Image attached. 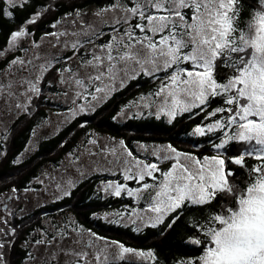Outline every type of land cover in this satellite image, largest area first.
Here are the masks:
<instances>
[{
	"label": "snow or ice",
	"instance_id": "6c2138e0",
	"mask_svg": "<svg viewBox=\"0 0 264 264\" xmlns=\"http://www.w3.org/2000/svg\"><path fill=\"white\" fill-rule=\"evenodd\" d=\"M29 7L33 0H2L0 16L15 20L16 9ZM36 7L0 49V58L20 53L0 67V117L29 115L53 71L47 83L58 85L71 104L66 119L96 110L148 77L159 81L156 89L124 105L114 119L151 116L173 124L185 114L206 113L192 135L211 146L210 155L171 143H138L134 152L123 139L88 136L68 154L59 177L44 174L55 198L72 196L88 172L120 175L126 182L106 181L98 191L143 204L125 206L116 213L121 221L163 235L184 218L195 230L187 242L201 255L177 264H264V0H104L62 14L39 37L32 26L54 5ZM19 191L0 192V264H14L5 249L18 237L10 220L24 209L9 202L20 200ZM37 236L26 241L33 249L28 264H159L155 250L109 240L74 220Z\"/></svg>",
	"mask_w": 264,
	"mask_h": 264
},
{
	"label": "trees",
	"instance_id": "16d2710c",
	"mask_svg": "<svg viewBox=\"0 0 264 264\" xmlns=\"http://www.w3.org/2000/svg\"><path fill=\"white\" fill-rule=\"evenodd\" d=\"M49 2L53 3L54 10L42 23L32 26L36 30L37 37L43 31L49 30V23L62 14L71 11L73 8L97 7L104 0H33V7L23 11L16 9L15 20L0 16V49H3L7 44L8 34L22 24L32 12L36 11V6ZM249 6L251 7V4ZM244 15L247 16L248 12H245ZM6 62L7 60L0 61V67L4 66ZM156 84V81L148 77L130 82L126 88L108 100L107 103L91 114L81 115L73 119L55 136L44 140L31 156L19 161V156L25 150L37 120L45 116V112L53 106L52 102L44 101L43 96L39 100H35L34 105L38 108L36 113L19 116L11 125L7 140L0 143V150L6 153L5 156L0 157V192L4 193L13 186L19 190L28 187L45 165L59 164L88 130L121 138L134 152H136L135 144L137 143H171L185 152L210 155L211 146L207 142V138L192 135L193 128L204 120L206 113L191 116L185 114L173 124H169L164 119L157 120L153 117L129 118L124 122L114 119L120 107L134 99L139 93L154 89ZM45 103L48 107L40 110V106ZM85 121L87 123L81 127ZM235 151L236 148L233 146V153ZM248 163L251 165L255 161L249 159ZM230 167H234L237 176L244 174L243 169L231 165ZM118 177L104 174L93 175L80 182L72 190V196L41 206L25 218L15 219L12 226L17 228L18 237L14 240L12 249L7 251L8 258L13 260L14 264H25L28 251L20 244L27 241L36 227L42 228L41 221L43 218L56 215V213L72 215L84 228L91 229L109 240L122 242L126 246L138 250H155L159 264H177V261L182 259L201 255L200 248L187 242L195 230L189 226L188 220L184 218L173 228L166 230L163 235L160 234L159 228L146 227L142 231H135L130 227L108 223L99 218L98 214L105 210L135 206V203L128 197H105L98 191V185L104 181V178L117 179ZM120 180L123 181L121 178Z\"/></svg>",
	"mask_w": 264,
	"mask_h": 264
},
{
	"label": "rangeland",
	"instance_id": "374dc122",
	"mask_svg": "<svg viewBox=\"0 0 264 264\" xmlns=\"http://www.w3.org/2000/svg\"><path fill=\"white\" fill-rule=\"evenodd\" d=\"M92 8L95 7H90V8H86L85 10H90ZM42 35V34H41ZM105 39H107V37H105ZM70 54V53H69ZM13 55H20L19 52H15V53H9L7 56L0 58V61H5V60H11ZM7 63V62H6ZM55 73L53 71V73H50L48 76L45 77V83H43L41 85L42 90H43V100L48 102H52L53 106L50 107L51 109H48L45 112V116L41 117V119L37 120V123L34 127V129L36 130V134L33 135V131L31 133V137L26 145L25 150L20 154L19 156V161H23L26 158H28L29 156H31L40 146V144L46 140L49 139L53 136H55L59 131H61L66 125H68L73 119H66V117L69 115L67 112V109L69 107H71V104L67 103L65 101V99L63 98L62 92L60 90V88L58 87V85H56L55 83H52L51 85H49L47 83L48 80H52L54 77ZM156 87L159 84V81H156ZM156 87L154 89H156ZM154 89L148 91V92H141L139 93L134 99L130 100H136L138 99L142 94H146V93H150L152 92ZM129 101V102H130ZM128 102V103H129ZM35 103V101L33 102ZM126 103V104H128ZM124 104V105H126ZM123 105V106H124ZM122 106V107H123ZM46 107H48L47 103L42 104L40 106V110L45 109ZM120 107V109L122 108ZM0 109H2V105H0ZM38 108H36L34 106V108L31 110V113H36V110ZM119 109V110H120ZM93 112V111H92ZM87 113V114H91ZM23 115V114H21ZM19 115V116H21ZM19 116H4V117H0V119H3L5 121V124L0 125V133H3L6 137L9 133V129L11 127V125L13 124V122L19 117ZM117 116V114H116ZM131 116V112L129 113V117ZM144 118H151V116H145ZM118 121L120 122H124L129 118H116ZM166 121V120H165ZM33 129V130H34ZM88 136H95L98 137L102 140H104L105 142H108L111 138H115V137H111L108 134H103L94 130H88L84 136H81L79 138V140L76 143V146L69 152H74L76 151L78 148L82 147V142L85 141ZM121 138H116V140H120ZM0 143H3V141H0ZM140 144H146V143H140ZM159 144V143H156ZM167 144V143H164ZM138 143L135 144V150L136 152H139V148H138ZM148 145H153V144H148ZM67 153L63 160L55 165V164H47L45 165L39 172L38 176L33 179L31 181V183L28 185V187L26 188H31V189H35L36 191H29V192H24V189H21L17 195L20 197L19 201H13V202H9L12 203L14 205H16L18 208H23L24 211L23 213H20L17 211L16 217L12 218L10 220V224L12 226V223L15 219H21V218H25L28 214L32 213L35 209L44 206L46 204L52 203L54 201H57V199L55 198L54 192H55V188L54 185L49 181V179L44 175L45 173L51 174V175H55L57 177H59L60 173L63 171V169L68 165V154ZM164 167H168V165H164ZM59 170V171H58ZM100 174H104V175H108V176H114L111 175L107 172H97V173H93V172H88L87 177L86 178H81L77 181L76 186L82 182L83 180L93 176V175H100ZM115 176H119L117 179L113 178H104V181H102L99 185H98V189L99 187L106 181H114V180H119L120 182H126L123 180V177L120 175H115ZM75 178V177H74ZM120 178L123 180L121 181ZM38 179H42L45 181L44 184H39L37 182ZM127 183H131L130 186L131 187H136L134 182H127ZM47 189V191H45ZM73 190V189H72ZM102 193V192H100ZM4 194H9V190L4 192ZM105 197H110V196H106L104 193H102ZM112 197V196H111ZM134 203L135 206L131 207V208H140L143 207V204H138L135 200H133L132 198H130ZM125 210V207L123 208H119V209H109V210H105L101 213L98 214V217L101 218L103 221H106L108 223H114V224H118V225H122V226H126V227H130L131 229L136 230V225H133L131 223H125L123 221L120 220V218L116 215V213L118 212H122ZM107 215V219L105 218V216ZM127 218L125 217V220ZM69 220H75V218L72 215L69 214H61V213H56V215H49L45 218H43V220L41 221L42 223V228L41 227H36L35 231L32 233L31 236H29V238H27V241L32 240L34 238H38L37 233L41 230V229H51L52 225H59L61 223H65ZM146 228L145 227H141L139 229V231H142ZM23 248L27 249L28 252L32 251V246L30 244L26 245V242H24L23 244H20ZM9 249H5V251L7 252ZM25 264H28L27 259L25 260Z\"/></svg>",
	"mask_w": 264,
	"mask_h": 264
}]
</instances>
